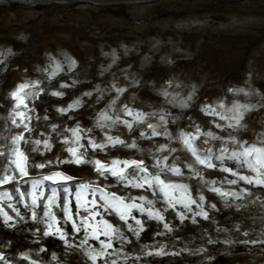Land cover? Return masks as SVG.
I'll list each match as a JSON object with an SVG mask.
<instances>
[{
    "label": "rangeland",
    "instance_id": "374dc122",
    "mask_svg": "<svg viewBox=\"0 0 264 264\" xmlns=\"http://www.w3.org/2000/svg\"><path fill=\"white\" fill-rule=\"evenodd\" d=\"M69 59L77 62L72 71L68 69ZM53 60L60 62L63 70L49 80ZM0 61H3L0 63V144L5 143L3 137L12 135L10 130L14 128L10 122V94L18 84L26 81L39 80L40 87L44 89V93L34 103L32 127L47 135L50 124L60 125L57 132L61 135L57 137L55 133L52 134V150L43 156L29 153V163L56 157L61 161L68 159L65 150L68 145L61 141L64 136L71 137V133L62 130L65 126L75 127L77 122L81 128L93 129L90 135L100 142L103 134L94 127L96 115L115 93H106L100 103L92 107L89 105L96 99L97 85L106 89L112 83L127 88L118 101V107L127 104L129 108L143 113L167 110L175 119V124L168 125L174 137L179 130L193 131L190 124L199 125L205 131L210 127L215 130L213 121L221 124L225 121L202 112L201 106L211 104L218 111L226 112L237 101L255 105L245 113V127L239 130L238 139L249 144L264 139V0H0ZM60 83H66L69 87L59 88ZM193 88L195 93L189 107L178 106V102L192 93ZM230 88L255 90L258 95H233L228 91ZM165 89L171 94L169 99H174L177 106L165 101L162 94ZM52 91H61L64 95L53 97L50 95ZM86 92H92V97L84 96ZM77 98H82L83 107L69 112L67 116L57 112L58 108H66ZM221 101L225 109L218 108ZM29 106H33L32 101H29ZM36 115L40 117L39 120L35 118ZM45 115L48 116L47 121L43 119ZM69 116L72 119H68ZM140 131H146L149 135L151 132L146 125L133 124L131 132L123 125H116L109 134L120 136L128 143L135 139L137 148L117 146L95 153L89 149L85 159L105 163L114 158L144 159L146 164H150L157 148L169 144V141L164 137L144 139ZM37 132L32 133L34 138ZM204 139L201 136L196 145L207 148L218 144L210 142L205 145ZM82 143L87 144V141ZM169 146L178 148L175 154L180 156V160L176 161L178 165L183 167L184 162H193L190 153L182 150L179 141H173ZM22 147L28 151L31 145ZM3 164L4 160L0 157V169ZM51 171H62L76 178L68 184L73 205L75 193L80 191L78 183L97 179L94 166L89 163L79 166L59 164L43 170L30 168V177L26 179ZM204 177L209 181L216 180L217 186L223 189L248 187L253 195L241 201H232L229 206L216 195L205 192L206 209L210 203L217 206L216 210H209L207 221L197 217L196 224L191 219L181 224L173 215H168L166 218L171 222L174 232L169 237H155V240L168 244V251L203 247L208 249L211 256L204 253L192 255L189 251H183L179 256L144 259L150 264H264V244L257 242L245 245L239 242L244 239H264V191L242 182L235 186L221 184L225 177H233L215 170H204ZM185 182L190 183L195 195L197 181L193 179ZM45 183L49 188L53 186L49 182ZM105 183L109 185V191L118 194L125 191L115 184L114 178ZM28 188V185H24L22 190L27 192ZM12 189L13 185L0 188L3 210L16 221L15 228H8L0 214V253L11 264H30V261L22 258L25 254L39 260L40 264H82L84 258L79 252L65 248L56 237H44L35 232V227L43 229L44 225H36L29 218L30 213L23 204L16 203L15 193L12 192L13 206L20 210L25 221L21 222L15 217V213L7 206V197H3V192ZM131 191L133 195L139 194V190ZM47 195L50 192L46 191ZM26 199L30 204L31 198ZM64 201L65 194L61 191L58 202L63 205ZM38 202L41 203L37 209L40 218L46 200ZM70 208L74 218L79 221L83 214L80 206ZM55 211L59 216V209ZM136 215L141 218L139 214ZM96 219L97 222L105 219L112 222L107 216ZM61 223L65 230L70 227L64 224L63 219ZM237 227L239 232L236 231ZM161 229L162 226L156 222L145 223V231L141 233L139 241L129 234L134 244L126 245L124 252L129 256L138 255L136 245L143 247L145 244H154V234ZM245 231L248 236H244ZM209 236L220 243L207 244ZM73 237L79 243L80 236L70 233V239ZM229 239L236 242L225 243ZM40 248H46L47 252H39ZM53 253L57 260L52 259ZM116 259L118 264H124L123 254ZM127 264H132V261L129 260ZM136 264H143V261H137Z\"/></svg>",
    "mask_w": 264,
    "mask_h": 264
},
{
    "label": "snow or ice",
    "instance_id": "6c2138e0",
    "mask_svg": "<svg viewBox=\"0 0 264 264\" xmlns=\"http://www.w3.org/2000/svg\"><path fill=\"white\" fill-rule=\"evenodd\" d=\"M11 52V49H9ZM115 60V53H113ZM3 63V61H0ZM74 59L68 60V69L72 71L76 66ZM53 70L50 72L48 79L51 80L58 71H62L60 62L53 60L50 66ZM111 65H109V68ZM48 71V69H45ZM75 81H73V84ZM41 81H26L17 85L10 94L11 101V124L14 126L12 135L3 137L5 143L0 144V157L3 158L4 164L0 169V188L4 185H13L11 191L3 192V197H7V206L15 213V217L19 221L24 222L25 217L21 215L20 210L13 206V195L17 204H23L24 208L30 213V219L36 225H44L43 229L39 226L35 227V232L42 234L44 237H56L62 245L73 251L79 252L83 259L82 264H118L116 257L123 254L124 264L129 260L132 264L137 261H143V264H150L145 260L146 257H164V256H179L183 251H189L192 255L201 253L208 254L207 248L199 247L196 249H181L180 251H168L169 245L161 240H155V237H169L174 232L171 222L167 220L168 215H173L174 219H178L182 224L184 221L191 219L193 224L197 223V217H202L204 220L209 219V210H216L215 203L208 204L206 209L205 192L212 193L231 206L232 201H241L246 197L253 195L248 187L239 188L238 190L223 189L217 186L216 180H206L204 170H215L221 173L230 174L232 179L224 178L220 183L228 185H238L243 183L246 186H254L264 191V139L257 143L249 144L248 141L238 139L237 134L240 129L244 128L243 123L246 112L251 111L255 105L247 103H239L234 101L225 111H218L217 107L211 104L201 106V111L210 116L218 117L219 120L225 121L224 124L212 122V127L206 131L199 125L190 124L194 130L186 132L179 130L174 137L169 130V123L175 124V119L170 113L165 110L153 111L151 113H143L139 110H133L127 104H122L118 107L120 97L127 91L126 87H117L115 83L110 84L106 89H101L99 85L95 87L97 93L95 101L89 105L100 103L106 93H115L111 96L107 105L97 112L94 127L99 129L103 134V139L97 142L95 137L90 135L93 129L81 128L79 122L73 128L65 126L63 132H70L71 137L64 136L61 141L68 145L65 149L69 158L61 161L58 157L54 159H44L42 162L29 163V153H37L41 156L52 150V134L57 137L61 133L57 132L59 124L52 123L48 126L47 135L44 131L37 132L32 127V120L35 114L34 103L44 93V89L40 87ZM59 88L69 87L66 83H60ZM229 92L233 95L243 94L244 96L258 95L255 90L245 91L244 88H230ZM195 88L192 93L178 102V106L187 108L193 100ZM164 99L173 106H177L174 99H169L170 93L165 89L162 93ZM53 97H63L61 91H52ZM89 98L92 97V92L83 94ZM29 101H32L33 106H29ZM83 107L82 98L74 99L66 108H58L57 112L67 116L69 112H75ZM225 104L221 101L218 105L219 109H225ZM131 117L132 119H128ZM40 119L38 115L35 116ZM45 121L48 116L43 117ZM72 119V117H68ZM152 121H155L153 123ZM123 125L129 132L133 130V124L146 125L148 130H151L150 135L146 131H140V136L144 139L151 140L154 137H164L169 141V144L160 145L156 153L153 154L152 162L146 164L144 159H119L114 158L109 163L100 160H86L88 150L93 153L97 150L104 152L105 150L117 146L127 148H137L135 139L131 143L121 139L120 136L110 135V131L116 125ZM218 130V131H216ZM37 132L34 138L32 133ZM201 136L205 139V145L210 142H218L214 147L201 148L196 145V141L200 140ZM40 137H43L41 139ZM86 140L87 144L82 143ZM173 141H179L183 151L190 153L193 162H184L181 167L176 163L180 160V156L175 155L178 151L176 147L169 145ZM28 151L22 146H29ZM83 149V151H81ZM167 155H160V153ZM171 158V163L169 159ZM89 163L94 166L97 173L95 181L80 182L78 188L80 191L75 193V205H73L70 197L72 193L69 189V182L75 181L76 178L67 175L62 171H51L48 174L38 173L36 177H30V168L43 170L52 168L59 164H72L79 166L80 164ZM195 165V166H194ZM129 169L131 171L129 172ZM243 170V171H241ZM186 171L188 175H186ZM179 177L180 179H174ZM115 184L125 191L118 194L116 191H109V185L105 183L113 179ZM195 179L196 194L193 195V188L190 183ZM45 182H49L52 187H48ZM24 185H28V191L22 190ZM59 186V187H56ZM131 189L139 190V194L133 195ZM50 192V195L45 196V192ZM65 194L63 205L58 202L59 193ZM88 193V195H85ZM26 197L31 198V203H27ZM91 197V198H89ZM259 199V198H257ZM46 200L43 204L44 211L42 217L38 218L37 209L41 207L38 201ZM79 205L82 209V218L77 221L74 218L71 207ZM237 207H241L238 205ZM55 209H59L58 216ZM135 213V214H134ZM0 214L3 217V223L8 228H15L16 221L12 215L3 210V204L0 203ZM139 214L141 218H138ZM80 215V213H77ZM110 217L108 219L97 222V217ZM143 218V219H142ZM70 225L67 230L61 223ZM131 221V223H130ZM156 222L161 225L162 229L157 230L153 239L155 243L152 245L145 244L143 247L136 245L138 255L129 256L124 252L126 245H133L135 238L139 241L141 233L145 231V223ZM103 225L102 227L100 225ZM219 231V229H217ZM236 231L240 229L237 227ZM75 233L80 236L79 243L75 242V238L70 239V233ZM82 233V235H81ZM248 236V232L243 233ZM236 241L226 240L225 243L232 244ZM242 244H255L257 242L264 244L262 240H240ZM206 243L215 245L220 243L218 239L207 237ZM39 252H47L46 248H40ZM39 252L37 255H39ZM24 260L30 261V264H40L39 260L31 259L27 254L22 257ZM52 259L57 260L55 253L52 254ZM0 261L3 264H11L3 253H0Z\"/></svg>",
    "mask_w": 264,
    "mask_h": 264
}]
</instances>
